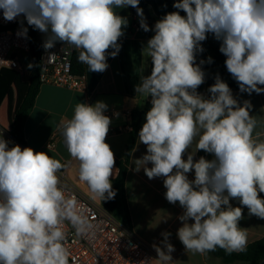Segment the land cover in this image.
Masks as SVG:
<instances>
[{"label":"clouds","instance_id":"1","mask_svg":"<svg viewBox=\"0 0 264 264\" xmlns=\"http://www.w3.org/2000/svg\"><path fill=\"white\" fill-rule=\"evenodd\" d=\"M139 5L140 0H0V11L5 21L22 16L45 33L46 51L62 42L67 54L76 51L79 63L103 73L108 57L119 54L129 24L116 10L135 8L140 28L154 32L142 48L151 59V73L141 75L135 86L137 94L151 98L138 133L147 152L134 161L136 170L143 168L150 180L162 177L165 199L183 209L176 235L186 252H246L248 233L240 227L244 208L249 217L264 220V138L254 135L260 121L251 114V101L238 102L219 74L208 97L198 92L205 82L202 65L213 61L197 63V55L204 52L207 34H213L240 92L264 93V0H176L177 11L152 29ZM21 25L26 37L28 29ZM54 56L50 53L49 61ZM107 108L103 101L77 102L72 117L58 125L68 153L78 161L79 180L101 201L116 196ZM10 143L0 132V264H69L65 222L77 236L93 228L59 176L70 162ZM201 150L214 158L194 159ZM162 236L163 247L153 244L158 258L147 264H175L171 233Z\"/></svg>","mask_w":264,"mask_h":264},{"label":"crops","instance_id":"2","mask_svg":"<svg viewBox=\"0 0 264 264\" xmlns=\"http://www.w3.org/2000/svg\"><path fill=\"white\" fill-rule=\"evenodd\" d=\"M149 18L146 21L149 28H154L155 23L169 12L177 11L173 8L176 0H143ZM119 15L127 17L129 24L124 29L125 35L120 38L121 50L119 54L112 58L108 57L109 67L103 73L91 72L87 65L83 64V73L86 76L87 86L83 91L69 90L58 88L52 85H41L36 96L35 103L27 115L24 126V144L23 147H31L37 152H47L55 159L61 160L62 163H68V167L62 169L66 173L67 181L76 188L90 201L102 206L99 198L93 199L88 186L79 180L78 161L71 158L67 151L64 138L58 129L62 119H70L74 113V107L77 102L95 104L97 101H103L108 105V109H126L129 112H141L145 105L150 104V97L146 98L135 92V86L140 83V76L150 75L151 59L142 48L146 46L147 41L154 35L153 31L145 32L140 28L138 15H133L130 6L127 8L117 9ZM181 15H185L181 11ZM134 26H138L135 31ZM41 34V35H40ZM42 37V32L38 37ZM203 53L197 55V63L200 60L207 61L211 54L207 47L202 43ZM111 51V49L109 50ZM30 60V58H29ZM31 64V62H30ZM211 64L205 63L202 68L205 72V82L198 88V92L207 97L205 83ZM31 68L21 63V68L17 70L11 85L5 96L0 102V132L3 138L8 141L14 139L8 133L13 125L15 115L26 95L29 87V76ZM264 87V86H261ZM234 98L241 104L244 100H250L253 108L251 114L257 116L260 121L255 129V133L262 134L264 138V93L251 95L233 92ZM151 105V104H150ZM146 122V114L139 118V130L143 123ZM128 119L120 117L114 121V125H127ZM129 132L122 131L113 136L106 137L108 143L114 152L115 160L121 159L125 155L126 144ZM52 146L49 147V143ZM191 151V149L189 150ZM192 151H195V144ZM147 152V147L139 142L138 134L135 145L127 167L125 177V198L127 209L130 216V230L133 235L143 241L155 253L153 244L163 247V232L171 233L169 242L174 246L175 251L171 254L175 264H224L220 259L209 255H200L186 252L184 246L179 241L176 233L182 222L177 219L182 214L183 209L177 202L175 205L170 204L164 196L166 189L163 186V178L149 179L143 168L136 170L135 160L140 159ZM206 159H213L212 154L205 153ZM184 158H187L185 154ZM198 151L194 159L198 160ZM148 167H151L149 163ZM117 169V173L116 170ZM118 174V168L115 164L114 174L111 177L113 181ZM189 179H194V171L190 172ZM113 187V183H112ZM264 197V193L261 194ZM233 206H240L238 201H231ZM105 209V208H104ZM106 210V209H105ZM244 219L240 221V227L245 228L248 233V244L264 237V220L255 216H248L247 208H244ZM191 222V221H190ZM153 260V259H152ZM151 264H155L152 261ZM232 264H245L235 262Z\"/></svg>","mask_w":264,"mask_h":264},{"label":"built area","instance_id":"3","mask_svg":"<svg viewBox=\"0 0 264 264\" xmlns=\"http://www.w3.org/2000/svg\"><path fill=\"white\" fill-rule=\"evenodd\" d=\"M21 21L28 29L27 36L21 35ZM137 31L138 26L133 28ZM36 29V38L40 43L39 53V81L40 85H52L58 88L83 91L87 81L84 73L73 72L72 60L76 51H71L62 42H57L52 49L45 50L43 44L46 34ZM41 35V34H40ZM31 38L30 26L22 16L12 22L5 21L0 11V71L3 68L19 70L21 68V54L30 58ZM55 56L49 61V54ZM119 113L117 117L115 113ZM131 112L126 109H108L105 115L112 120L107 136H113L122 131H131ZM120 117L128 119L127 125H114ZM21 144L11 141L10 144ZM9 144V145H10ZM49 143V147L52 146ZM61 181L66 185L68 193L73 194L79 205L85 210L93 228L86 235L77 236L75 229L65 222V247L70 253L69 264H143L154 259V251L139 238L135 237L130 228L113 217L107 210L86 198L77 188L67 181L65 171L59 173ZM143 261V262H142Z\"/></svg>","mask_w":264,"mask_h":264},{"label":"trees","instance_id":"4","mask_svg":"<svg viewBox=\"0 0 264 264\" xmlns=\"http://www.w3.org/2000/svg\"><path fill=\"white\" fill-rule=\"evenodd\" d=\"M143 0H140V5L143 10L146 8L143 4ZM131 13L136 15V9L130 6ZM30 38H31V50H30V62L33 65L31 68L29 78V87L27 89L26 95L15 115L12 127L9 130L10 136L18 144H24V126L27 119V115L33 103H35L36 96L39 92L40 81H39V53L40 43L36 38V29L30 26ZM209 50L212 58V63L210 70L208 71L205 83V91L207 97L210 95L208 93V88L214 84L215 77L219 74L220 78L225 81L233 92L240 91L238 83L233 79L231 74L227 71L225 66L226 57L219 51L221 41L215 39L214 35L211 33L207 34V39L202 42ZM78 53L73 54L72 66L73 72L77 74L83 73V64L79 63L77 60ZM16 70L3 68L0 71V102L5 96L9 86L11 85L15 75ZM151 105H145V108L141 112H133L131 114V131H129V136L126 144L125 155L123 158L116 160V166L118 168L117 177L111 181L113 183V189L116 191V196L111 200L102 201V206L105 208L113 217H115L122 224L130 228V216L127 209V203L125 198V177L127 174V167L129 162V156L133 151L135 140L139 130V118L141 115L146 114L150 109ZM16 145L14 143L10 144L9 147ZM204 151H198V157L204 156ZM207 255L214 258L220 259L224 264H232L235 262H242L245 264H264V237L254 241L247 246V251L243 253H233L228 255L222 249H217L215 252H210Z\"/></svg>","mask_w":264,"mask_h":264},{"label":"rangeland","instance_id":"5","mask_svg":"<svg viewBox=\"0 0 264 264\" xmlns=\"http://www.w3.org/2000/svg\"><path fill=\"white\" fill-rule=\"evenodd\" d=\"M39 39H41V36H39ZM22 57V64H24L25 66L28 67V65L30 64V60L29 57L24 56V54H21ZM29 68V67H28ZM98 205V204H97ZM99 206V205H98Z\"/></svg>","mask_w":264,"mask_h":264},{"label":"water","instance_id":"6","mask_svg":"<svg viewBox=\"0 0 264 264\" xmlns=\"http://www.w3.org/2000/svg\"><path fill=\"white\" fill-rule=\"evenodd\" d=\"M143 12H144V16H145L146 18H149V14H148L147 10L144 9Z\"/></svg>","mask_w":264,"mask_h":264}]
</instances>
